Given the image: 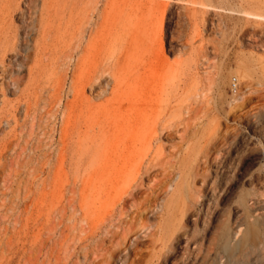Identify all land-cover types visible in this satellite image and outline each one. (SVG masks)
<instances>
[{"label":"rangeland","instance_id":"1","mask_svg":"<svg viewBox=\"0 0 264 264\" xmlns=\"http://www.w3.org/2000/svg\"><path fill=\"white\" fill-rule=\"evenodd\" d=\"M199 2L194 25L188 0H100L108 23H162L147 53L102 72L90 54L63 47L30 115L20 108L17 124H0V264H90L92 255L95 264H151L153 244L158 264H195L189 239L218 230L243 188L264 194V23ZM38 5L18 13L21 54ZM191 166L226 190L206 211L209 188L197 178L200 218L172 217L181 229L160 251L172 187ZM81 229L99 233L85 243L87 259L70 255Z\"/></svg>","mask_w":264,"mask_h":264},{"label":"bare ground","instance_id":"2","mask_svg":"<svg viewBox=\"0 0 264 264\" xmlns=\"http://www.w3.org/2000/svg\"><path fill=\"white\" fill-rule=\"evenodd\" d=\"M199 1L188 0L192 10L188 16L194 25L198 23L195 5L201 3ZM206 1L212 10L219 9L221 12L237 16L229 17L231 19L247 23H264L263 0ZM32 2L33 0H0V124L2 122L17 124L16 114L20 108H23L24 118L30 115L38 99L36 84L48 76V61H53L58 54H63V47L67 48L66 55L73 50L78 51L80 55L90 54L94 70L102 72L119 70L127 66L133 55L147 53L148 41L155 40L162 29V23H127L125 18L120 19L122 22L108 23L105 9L99 10L100 0H39L37 16L33 20L29 38L30 44L27 51L21 54L18 44L19 28L15 23L22 6L31 9ZM167 5L168 3H165L164 7L167 8ZM20 54L21 70L14 74L13 58ZM76 60L79 68L83 57ZM251 60L249 63H253L255 59ZM262 77L264 80V68ZM7 79L16 85L18 99L15 102L7 99L9 91ZM145 172H150V167H146ZM199 177L202 179V186L209 188V195L205 199L206 211L212 201L216 202L224 194L226 186L211 181L198 167L191 166L181 177L178 175L180 180L172 187V194L176 199H170L166 204V220L157 239L159 250L173 241L175 232L181 229L180 222L172 225V217H179V221L193 216L200 218L202 203L199 204L198 191L194 187L195 180ZM132 187L133 184L130 189ZM128 195L132 196L130 190ZM178 201L179 204L176 205ZM231 209L232 214H229L227 221L209 238L203 234L198 237L194 235L189 239L194 246L195 264H264V194L253 188H243L232 201ZM83 220L87 219L83 217L80 222ZM98 234L92 229L89 233L81 229L70 255L82 254L84 259H87L86 251L89 245L85 243ZM182 236H187L185 230L182 231ZM155 246L153 244L151 264H158V256L162 251L160 250L156 256L158 251L155 250ZM93 257L92 255L90 264L97 261L95 260L97 256Z\"/></svg>","mask_w":264,"mask_h":264},{"label":"built area","instance_id":"3","mask_svg":"<svg viewBox=\"0 0 264 264\" xmlns=\"http://www.w3.org/2000/svg\"><path fill=\"white\" fill-rule=\"evenodd\" d=\"M231 90H232V92H236L237 91V84H236V80L235 79L232 80Z\"/></svg>","mask_w":264,"mask_h":264}]
</instances>
